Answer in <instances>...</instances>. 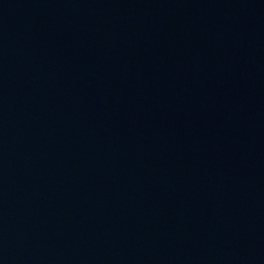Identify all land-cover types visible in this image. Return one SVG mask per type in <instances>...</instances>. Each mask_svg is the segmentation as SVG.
<instances>
[{
	"label": "water",
	"instance_id": "water-1",
	"mask_svg": "<svg viewBox=\"0 0 264 264\" xmlns=\"http://www.w3.org/2000/svg\"><path fill=\"white\" fill-rule=\"evenodd\" d=\"M0 264H264V0H0Z\"/></svg>",
	"mask_w": 264,
	"mask_h": 264
}]
</instances>
